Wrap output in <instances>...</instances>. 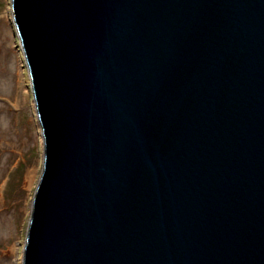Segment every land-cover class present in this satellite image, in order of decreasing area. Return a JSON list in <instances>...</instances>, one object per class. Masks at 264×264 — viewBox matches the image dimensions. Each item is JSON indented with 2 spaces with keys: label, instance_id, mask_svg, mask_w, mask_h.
<instances>
[{
  "label": "water",
  "instance_id": "obj_1",
  "mask_svg": "<svg viewBox=\"0 0 264 264\" xmlns=\"http://www.w3.org/2000/svg\"><path fill=\"white\" fill-rule=\"evenodd\" d=\"M43 143L21 264H264V0H10Z\"/></svg>",
  "mask_w": 264,
  "mask_h": 264
},
{
  "label": "rangeland",
  "instance_id": "obj_2",
  "mask_svg": "<svg viewBox=\"0 0 264 264\" xmlns=\"http://www.w3.org/2000/svg\"><path fill=\"white\" fill-rule=\"evenodd\" d=\"M43 143L11 15L0 0V264H21Z\"/></svg>",
  "mask_w": 264,
  "mask_h": 264
}]
</instances>
